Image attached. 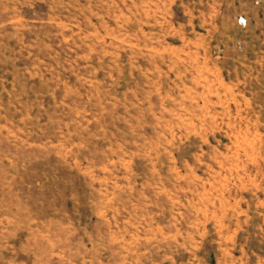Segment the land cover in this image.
<instances>
[{"label":"rangeland","instance_id":"374dc122","mask_svg":"<svg viewBox=\"0 0 264 264\" xmlns=\"http://www.w3.org/2000/svg\"><path fill=\"white\" fill-rule=\"evenodd\" d=\"M0 264H264V0H0Z\"/></svg>","mask_w":264,"mask_h":264}]
</instances>
